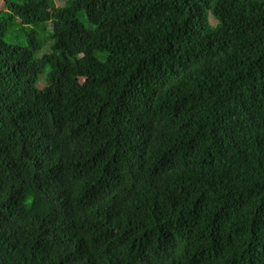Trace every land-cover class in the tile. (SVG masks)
Returning <instances> with one entry per match:
<instances>
[{
	"label": "trees",
	"instance_id": "obj_1",
	"mask_svg": "<svg viewBox=\"0 0 264 264\" xmlns=\"http://www.w3.org/2000/svg\"><path fill=\"white\" fill-rule=\"evenodd\" d=\"M0 264H264V0H0Z\"/></svg>",
	"mask_w": 264,
	"mask_h": 264
},
{
	"label": "rangeland",
	"instance_id": "obj_2",
	"mask_svg": "<svg viewBox=\"0 0 264 264\" xmlns=\"http://www.w3.org/2000/svg\"><path fill=\"white\" fill-rule=\"evenodd\" d=\"M67 1H69V0H55L57 6H59V7H60V6H64V5L67 3ZM80 18H81L82 21H84V22L86 23L87 26L89 25V23L87 22L85 16L80 15ZM210 22H211V24H212L213 26H216V25H217V21L214 19V17H213L212 15H210ZM47 49H48V48L43 49V50L41 51V53L37 54V56L40 55V54L45 53V52L47 51Z\"/></svg>",
	"mask_w": 264,
	"mask_h": 264
}]
</instances>
